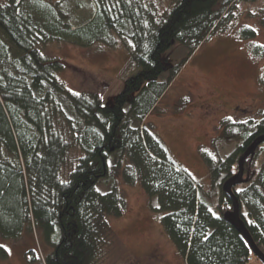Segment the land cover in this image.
<instances>
[{
	"label": "trees",
	"instance_id": "1",
	"mask_svg": "<svg viewBox=\"0 0 264 264\" xmlns=\"http://www.w3.org/2000/svg\"><path fill=\"white\" fill-rule=\"evenodd\" d=\"M89 1L93 17L74 25L68 0H0V238L19 242L35 235L39 251L25 253L29 264H104L113 244L109 220L122 218L127 208L123 183L143 190L186 264H261L225 219L234 198L223 187L264 136V110L258 119L222 121L223 138L237 142L227 159L215 149L220 137L211 150H200L211 181L205 196L145 124L197 49L232 29L240 1L254 0ZM237 35L250 42L256 31L242 27ZM174 43L187 57L169 67L164 56ZM49 44L122 45L135 75L106 106L103 92L75 94L59 81L64 62L40 50ZM251 53L264 59V46ZM259 83L264 88V68ZM262 154L264 144L246 160L243 182L232 192L264 254Z\"/></svg>",
	"mask_w": 264,
	"mask_h": 264
},
{
	"label": "rangeland",
	"instance_id": "2",
	"mask_svg": "<svg viewBox=\"0 0 264 264\" xmlns=\"http://www.w3.org/2000/svg\"><path fill=\"white\" fill-rule=\"evenodd\" d=\"M68 5L76 17L74 25L90 21L95 13L89 0H68ZM233 13L236 20L232 29L213 36L197 49L145 121L166 145L177 166L202 187L204 196L211 189V181L200 150H211L214 140L220 137L215 149L219 158L227 159L235 152L237 142L223 138L222 121L258 119L264 110V88L259 83L264 59L251 53L253 46H264V2L240 1ZM242 27L256 31L254 41L238 38L237 30ZM40 50L46 58L64 62L59 81L69 91L103 92L106 106L115 103L126 80L135 75L128 70L129 53L122 45L117 49L105 45L82 49L49 44ZM164 57L169 67H177L186 59L187 51L174 43ZM99 188L107 191L104 184ZM120 191L127 208L122 218L109 220L113 244L104 264H186L165 234L160 217L151 211V202L143 190L121 183ZM0 249L7 253L2 258L0 252V264H29L25 253L39 251V244L35 235L19 242L0 238ZM249 264L260 263L251 259Z\"/></svg>",
	"mask_w": 264,
	"mask_h": 264
},
{
	"label": "water",
	"instance_id": "3",
	"mask_svg": "<svg viewBox=\"0 0 264 264\" xmlns=\"http://www.w3.org/2000/svg\"><path fill=\"white\" fill-rule=\"evenodd\" d=\"M264 144V136L255 140L252 146L246 151L245 155L239 161V173L229 181H227L223 187L225 193L231 195L234 198V210L227 213L225 215L226 221L233 226L236 231L241 235V237L248 244L252 254L262 263L264 264V254L260 251V249L255 245L253 239L251 238L248 230L246 229L243 221L239 216V206L238 202L233 196V188L237 185H240L243 182L244 177V166L245 162L249 157H253L257 151V149Z\"/></svg>",
	"mask_w": 264,
	"mask_h": 264
}]
</instances>
